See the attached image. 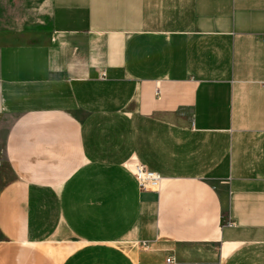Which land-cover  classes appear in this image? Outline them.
Instances as JSON below:
<instances>
[{
	"label": "crops",
	"instance_id": "crops-1",
	"mask_svg": "<svg viewBox=\"0 0 264 264\" xmlns=\"http://www.w3.org/2000/svg\"><path fill=\"white\" fill-rule=\"evenodd\" d=\"M0 120V264H264V0H0Z\"/></svg>",
	"mask_w": 264,
	"mask_h": 264
},
{
	"label": "built area",
	"instance_id": "built-area-1",
	"mask_svg": "<svg viewBox=\"0 0 264 264\" xmlns=\"http://www.w3.org/2000/svg\"><path fill=\"white\" fill-rule=\"evenodd\" d=\"M130 172L141 191L158 190L161 183V177L157 173L148 171L138 161L133 163L130 168Z\"/></svg>",
	"mask_w": 264,
	"mask_h": 264
},
{
	"label": "rangeland",
	"instance_id": "rangeland-1",
	"mask_svg": "<svg viewBox=\"0 0 264 264\" xmlns=\"http://www.w3.org/2000/svg\"><path fill=\"white\" fill-rule=\"evenodd\" d=\"M4 133H5L4 125H3V122L0 120V187L10 177V173L8 171V167H7L6 161L4 159V154H3ZM63 248H60L61 250H59L63 254L67 253V252H69L71 250L70 247H68V246H66V248L64 246Z\"/></svg>",
	"mask_w": 264,
	"mask_h": 264
}]
</instances>
